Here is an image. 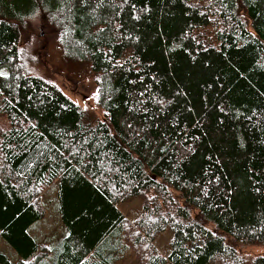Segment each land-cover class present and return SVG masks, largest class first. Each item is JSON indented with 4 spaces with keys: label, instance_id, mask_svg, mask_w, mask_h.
<instances>
[{
    "label": "trees",
    "instance_id": "1",
    "mask_svg": "<svg viewBox=\"0 0 264 264\" xmlns=\"http://www.w3.org/2000/svg\"><path fill=\"white\" fill-rule=\"evenodd\" d=\"M40 13L103 120L24 70ZM0 118V264H264L243 252L264 246V0H0ZM54 182L67 235L46 247L29 228Z\"/></svg>",
    "mask_w": 264,
    "mask_h": 264
},
{
    "label": "rangeland",
    "instance_id": "2",
    "mask_svg": "<svg viewBox=\"0 0 264 264\" xmlns=\"http://www.w3.org/2000/svg\"><path fill=\"white\" fill-rule=\"evenodd\" d=\"M62 45L61 38L54 26L46 20L43 14H36L26 21L20 37L19 48L23 55L24 70L31 75L39 76L45 81L53 83L89 116L103 120L104 114L97 104V88L90 65L79 57L69 55ZM4 124H6V120L0 118V126ZM44 192L41 194V201L47 211H45L43 218H45V223L47 222L48 226H53L51 232H57L59 228L55 223L58 222V216L51 211L53 204L47 201V196H50L48 189L45 194ZM150 195V192L146 194L147 197ZM143 202L144 198L140 195L128 199L124 198L118 206L126 218L133 222L140 217ZM171 237L172 231L167 228L155 239L154 245L161 254L166 255L168 253ZM0 252L16 259L15 252L1 236ZM243 252L252 256L264 255V246L249 247ZM119 264H138V262L133 256Z\"/></svg>",
    "mask_w": 264,
    "mask_h": 264
},
{
    "label": "crops",
    "instance_id": "3",
    "mask_svg": "<svg viewBox=\"0 0 264 264\" xmlns=\"http://www.w3.org/2000/svg\"><path fill=\"white\" fill-rule=\"evenodd\" d=\"M47 189H48V192H49L48 194H50V196H47V201H48V203L51 202L53 204V207H52L51 211L55 212L56 216H58L57 217L58 218V222H56L55 224L58 225L59 231L51 232V230L53 229V226L52 225L48 226V223L47 222L45 223V218H43L40 221L34 223L29 228V233L36 239V241L41 246L52 247L59 240H61L62 238H64L67 235V230H66L65 226L62 224L61 219H60V215H59V212H58V205H57V202H56L57 182H54ZM46 190H45V192H46ZM49 190H51V191H49ZM45 192H44V194H45ZM59 224H60V226H59ZM132 257H133V255L129 254L128 256H124L122 259L116 261L114 264H119L120 262L126 261L127 259H130Z\"/></svg>",
    "mask_w": 264,
    "mask_h": 264
}]
</instances>
